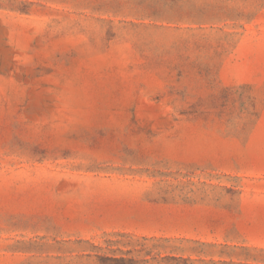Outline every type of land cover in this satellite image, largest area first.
<instances>
[{
  "label": "rangeland",
  "instance_id": "1",
  "mask_svg": "<svg viewBox=\"0 0 264 264\" xmlns=\"http://www.w3.org/2000/svg\"><path fill=\"white\" fill-rule=\"evenodd\" d=\"M0 264H264V0H0Z\"/></svg>",
  "mask_w": 264,
  "mask_h": 264
}]
</instances>
